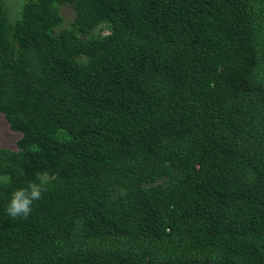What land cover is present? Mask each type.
<instances>
[{
  "label": "trees",
  "instance_id": "trees-1",
  "mask_svg": "<svg viewBox=\"0 0 264 264\" xmlns=\"http://www.w3.org/2000/svg\"><path fill=\"white\" fill-rule=\"evenodd\" d=\"M0 118V264H264V0H0Z\"/></svg>",
  "mask_w": 264,
  "mask_h": 264
},
{
  "label": "clouds",
  "instance_id": "clouds-1",
  "mask_svg": "<svg viewBox=\"0 0 264 264\" xmlns=\"http://www.w3.org/2000/svg\"><path fill=\"white\" fill-rule=\"evenodd\" d=\"M102 34H108V31H104ZM54 178L55 174L47 171L37 172L35 179L28 181L26 187L18 188L12 192L6 208L7 214L13 218H27L32 212L34 202L42 198V194L47 191L48 185Z\"/></svg>",
  "mask_w": 264,
  "mask_h": 264
},
{
  "label": "rangeland",
  "instance_id": "rangeland-1",
  "mask_svg": "<svg viewBox=\"0 0 264 264\" xmlns=\"http://www.w3.org/2000/svg\"><path fill=\"white\" fill-rule=\"evenodd\" d=\"M61 13L64 23L59 27V30L69 28L75 16V11L71 6L61 7ZM20 136L18 132L10 130L5 120L0 118V148L17 150V142Z\"/></svg>",
  "mask_w": 264,
  "mask_h": 264
}]
</instances>
